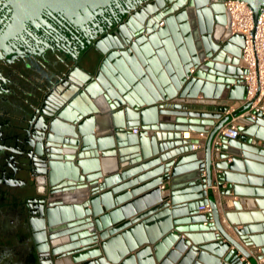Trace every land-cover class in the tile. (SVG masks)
<instances>
[{
  "label": "water",
  "instance_id": "95a60500",
  "mask_svg": "<svg viewBox=\"0 0 264 264\" xmlns=\"http://www.w3.org/2000/svg\"><path fill=\"white\" fill-rule=\"evenodd\" d=\"M9 1L20 11L43 5L69 16L108 2ZM243 1L255 22L264 0ZM109 16L87 50L97 57L95 70L54 67L59 83L43 98L50 111L27 114L33 181L8 233L1 223L9 206L0 204V264H264V235H257L264 225L238 221L234 212L246 203L242 194L259 191L242 185L264 177V113L240 118L250 103L227 113L244 98L243 38L225 28L222 0H141ZM140 66L151 70L149 79ZM233 119L240 137H220L213 147ZM188 130L207 133L201 152L181 140ZM223 184L220 195L239 197L232 208L220 206L227 224L212 190ZM183 188L195 202L177 204ZM201 198L209 213L197 212ZM11 238L22 241L19 253L6 244Z\"/></svg>",
  "mask_w": 264,
  "mask_h": 264
},
{
  "label": "flooded vegetation",
  "instance_id": "af4514ba",
  "mask_svg": "<svg viewBox=\"0 0 264 264\" xmlns=\"http://www.w3.org/2000/svg\"><path fill=\"white\" fill-rule=\"evenodd\" d=\"M140 1L108 0L95 12L69 16L43 5L20 11L9 0H0V204L10 210L2 231L8 233L16 225L19 207L26 201L24 185L33 181L25 161L33 139L25 131L27 114L30 108L50 111L43 98L59 83L54 67L64 63L76 68L79 53L89 49L93 30L104 29L111 13ZM40 136L34 134L35 139ZM38 144L36 151L41 152V139Z\"/></svg>",
  "mask_w": 264,
  "mask_h": 264
},
{
  "label": "built area",
  "instance_id": "2783aa9c",
  "mask_svg": "<svg viewBox=\"0 0 264 264\" xmlns=\"http://www.w3.org/2000/svg\"><path fill=\"white\" fill-rule=\"evenodd\" d=\"M222 8L228 16V24L225 28L229 30L231 35H239L243 38L239 59L241 66L239 65V67L244 70L241 79L244 98L240 101H232L227 113L250 103L249 109L240 118L246 117L253 122L257 113H264V7L259 10L255 22L251 8L243 0H222ZM193 72L194 68H191L188 74L191 75ZM196 99L198 102L202 101L200 97ZM132 134H137V129H133ZM240 134L239 124L233 119L230 124L220 129L212 146L216 147L220 144V137L235 140L240 137ZM206 138V132L190 130L184 131L183 136L181 135V140L192 143L190 146L192 152L203 146ZM228 162L230 161L228 160ZM212 190L217 191L218 186H213ZM197 212L209 213L210 207L207 203H203L197 208Z\"/></svg>",
  "mask_w": 264,
  "mask_h": 264
},
{
  "label": "crops",
  "instance_id": "0c3cea01",
  "mask_svg": "<svg viewBox=\"0 0 264 264\" xmlns=\"http://www.w3.org/2000/svg\"><path fill=\"white\" fill-rule=\"evenodd\" d=\"M223 9V8H222ZM224 11V9H223ZM240 65V64H239ZM241 66V65H240ZM184 132L181 133V135L183 136ZM194 137V136H193ZM205 144V142H204ZM170 146V145H169ZM203 146H201L200 148L196 149L194 152H201L203 150ZM178 153V152H177ZM176 154V153H175ZM262 180L261 182H259V184L255 185H250V184H246V185H242L244 187H252V188H256L258 191V193L253 194L252 196L249 195L248 193L246 194H242L241 198H243L246 203L245 204H240L238 205V208L235 212V214L237 215V220L238 221H242V222H258L257 224H263L264 225V177H261ZM163 186H167V184H164ZM226 189V184H223L221 186H218V190L217 191H213V196H214V200L216 202L217 208H218V214H219V218H220V222L223 224H227V221L225 220L224 216H223V212L221 210V204H226L227 208H232V203L238 201L239 197H235L232 194L229 195H220L219 194V189ZM183 189H180V193H178V195L175 197L176 198V202L177 204H185V203H190V202H195L191 199H195L194 196H190L187 195L183 192ZM206 198H201L200 200H198L199 203L203 204L205 203ZM249 200H252L253 203H250ZM232 237H234L236 239V236L234 234H231ZM257 235H264V229L260 232L257 233ZM8 247L16 253H19L21 251V249H23V244L21 240H16L14 238H11L9 240H7ZM119 249L116 247H114L113 249V253H118ZM263 261H258V264H261Z\"/></svg>",
  "mask_w": 264,
  "mask_h": 264
},
{
  "label": "rangeland",
  "instance_id": "374dc122",
  "mask_svg": "<svg viewBox=\"0 0 264 264\" xmlns=\"http://www.w3.org/2000/svg\"><path fill=\"white\" fill-rule=\"evenodd\" d=\"M76 63L79 65V67L93 72L96 68L97 57L94 53L86 50L82 53H79Z\"/></svg>",
  "mask_w": 264,
  "mask_h": 264
},
{
  "label": "bare ground",
  "instance_id": "6f19581e",
  "mask_svg": "<svg viewBox=\"0 0 264 264\" xmlns=\"http://www.w3.org/2000/svg\"><path fill=\"white\" fill-rule=\"evenodd\" d=\"M162 23H160V25H161ZM115 43V45H117L118 43L117 42H114ZM123 42L122 41H120L119 42V44L118 45H120V44H122ZM124 56H127L126 54L124 55ZM111 69H112V71H114V67H112V66H110V63H107V65H105L104 66V68H103V70L105 71V72H107L108 74H110V75H112L111 74ZM140 71H142L144 74H146L145 76H146V78L147 79H149L148 78V76H147V74H148V71H149V74H150V72H151V70H148V68H146L145 69V67H143V66H140V68H138ZM150 69V68H149ZM147 70V71H146ZM147 72V73H146ZM133 73V72H132ZM132 73H130L131 74V76L133 75ZM119 79L121 80V82L122 83H124L125 85H127V82L121 77V76H119ZM121 82H119L118 83V85L120 86V87H122V84H121ZM120 89H123V88H120ZM110 93L111 94H115V91L114 90H110ZM40 139H41V136L37 139H35V141H36V145L39 143V141H40ZM39 145V144H38Z\"/></svg>",
  "mask_w": 264,
  "mask_h": 264
}]
</instances>
